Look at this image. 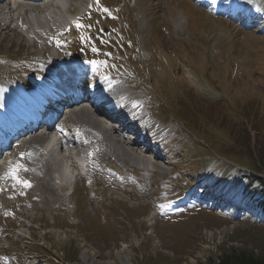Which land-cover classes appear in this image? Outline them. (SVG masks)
Instances as JSON below:
<instances>
[{"label": "rangeland", "instance_id": "obj_1", "mask_svg": "<svg viewBox=\"0 0 264 264\" xmlns=\"http://www.w3.org/2000/svg\"><path fill=\"white\" fill-rule=\"evenodd\" d=\"M82 15L60 34V56L91 69L84 87L110 76L137 91L148 118L168 128L144 155L165 169L142 170L104 144L91 150V180L41 186L19 147L17 170L0 181V264H208L230 249L264 256V205L253 203H264V0H91ZM7 35L0 88L37 89L41 68L55 65L54 43ZM244 173L259 186L245 190Z\"/></svg>", "mask_w": 264, "mask_h": 264}, {"label": "bare ground", "instance_id": "obj_2", "mask_svg": "<svg viewBox=\"0 0 264 264\" xmlns=\"http://www.w3.org/2000/svg\"><path fill=\"white\" fill-rule=\"evenodd\" d=\"M39 2L32 0L27 3L17 4L14 7L6 6V1L0 3V33L7 35L10 32L7 35L9 41L17 39L32 46V42L35 40L41 42L40 35H43L46 31L54 27L62 29L66 26L68 23L66 14L70 13V11L66 10L68 5L72 6L75 3L76 8H80L84 4V9L90 3L88 0H50L49 3L42 5L41 1ZM57 56L53 54L52 58L54 59ZM56 59H60V57ZM56 59H54L55 62L60 61ZM62 60L67 61L65 59ZM59 64L60 70L55 65L51 69L49 68V71H51L50 75L46 77L47 80H44V82H39L37 89L27 90L21 83L2 86L0 88V121L12 119L10 122H20L27 117L31 119L40 113L43 105L48 103L47 106H49L51 104L55 94H58L59 97L60 95L72 93L73 88H75V91L82 88L81 84H72V81L76 80H72L74 69L71 63L62 61ZM81 71L83 72L76 75L86 79L84 71L87 70L85 67L81 68ZM122 82L125 83L123 79L103 78L99 84L91 85V87L87 88L92 95L90 98L98 99L99 105L101 107L105 106L108 112L114 113L118 111L120 117L125 116L127 119H134L136 125L140 126L139 132L145 135L142 138L146 144L142 142V150L152 151V147H157V145L152 144L149 139L158 140L163 133H168V128H162L153 119H147L150 113L147 112V108L144 110L145 102L139 101L141 96L135 89L129 87L127 82L126 84H122ZM115 86H120L121 91L116 89ZM93 88H98V93H96L97 89ZM87 100L89 102L90 99ZM69 111L70 114L66 118L59 120L61 124H64V128L67 129V132L63 134L67 139H64L61 143V151L56 149L57 142H55V145L48 143L44 147L46 136L38 132L34 134L32 139L20 145L23 151V162L27 165L28 173H32L35 176V181L40 180L39 185H48L51 182H55L56 178H62L64 183L56 181L54 186H62L63 188L61 189H64V186L68 185L67 188L69 189L71 186L70 177L72 180L76 178L75 176L80 175L85 165L88 166L91 176L94 177L93 162L88 158L93 156L91 150L94 151V147L97 148L104 144L108 146V149L105 147L106 150H110L112 153L117 151L118 160L130 161L132 165L142 170L147 169L150 163L155 164L157 171L165 169V165L142 156L141 150L138 149L139 153H137L134 145L131 147L127 146L125 139L121 135H116L115 131L110 133L107 129L102 128L93 118L95 116L94 111L88 112L84 108L77 109L74 107ZM137 121L140 122V125L137 124ZM66 124H69L68 127H66ZM72 128L78 134L76 138L72 137L75 135L71 133ZM51 130V133H54L53 128ZM154 131H157V136ZM5 145L4 143L0 146L1 150H3V152H0V180H4L12 170H17L12 159L14 151L12 148H5ZM68 147L71 150H67ZM73 152H77V154ZM57 175L59 177H55ZM66 176H69V178ZM19 235L25 236V233L21 232Z\"/></svg>", "mask_w": 264, "mask_h": 264}, {"label": "trees", "instance_id": "obj_3", "mask_svg": "<svg viewBox=\"0 0 264 264\" xmlns=\"http://www.w3.org/2000/svg\"><path fill=\"white\" fill-rule=\"evenodd\" d=\"M248 178V186L254 179H259V177H252L250 174H245ZM262 183V180H261ZM262 190V194H264V189ZM264 205V203L259 204ZM208 264H264V256L263 255H255L254 253L247 251H236V250H228L224 251L220 256L215 258H210Z\"/></svg>", "mask_w": 264, "mask_h": 264}, {"label": "snow or ice", "instance_id": "obj_4", "mask_svg": "<svg viewBox=\"0 0 264 264\" xmlns=\"http://www.w3.org/2000/svg\"><path fill=\"white\" fill-rule=\"evenodd\" d=\"M15 178V177H14ZM24 183V185L26 186V187H30V184H28L27 182H23Z\"/></svg>", "mask_w": 264, "mask_h": 264}]
</instances>
